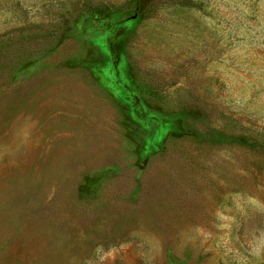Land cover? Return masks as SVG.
Returning a JSON list of instances; mask_svg holds the SVG:
<instances>
[{
	"label": "rangeland",
	"instance_id": "374dc122",
	"mask_svg": "<svg viewBox=\"0 0 264 264\" xmlns=\"http://www.w3.org/2000/svg\"><path fill=\"white\" fill-rule=\"evenodd\" d=\"M0 264H264V0H0Z\"/></svg>",
	"mask_w": 264,
	"mask_h": 264
}]
</instances>
